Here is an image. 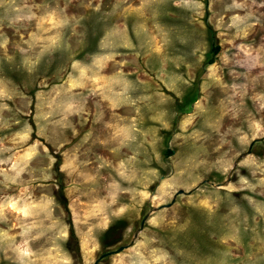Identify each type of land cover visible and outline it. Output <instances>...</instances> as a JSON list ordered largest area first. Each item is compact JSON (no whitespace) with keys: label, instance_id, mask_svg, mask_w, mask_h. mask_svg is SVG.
<instances>
[{"label":"rangeland","instance_id":"rangeland-1","mask_svg":"<svg viewBox=\"0 0 264 264\" xmlns=\"http://www.w3.org/2000/svg\"><path fill=\"white\" fill-rule=\"evenodd\" d=\"M0 264H264V0H0Z\"/></svg>","mask_w":264,"mask_h":264},{"label":"trees","instance_id":"trees-1","mask_svg":"<svg viewBox=\"0 0 264 264\" xmlns=\"http://www.w3.org/2000/svg\"><path fill=\"white\" fill-rule=\"evenodd\" d=\"M206 28L209 32V36H210V40H211L210 49H209V52L207 54V58H206V62H205V65L206 64L209 65L214 61L216 54L219 52V45L217 43V38H216L213 30L211 29V26L208 23H207ZM168 153H170V151H168ZM62 190H63V187L60 186L58 191L61 192Z\"/></svg>","mask_w":264,"mask_h":264}]
</instances>
